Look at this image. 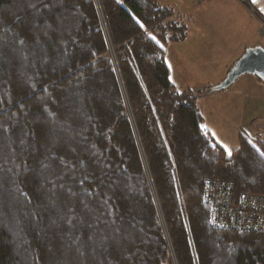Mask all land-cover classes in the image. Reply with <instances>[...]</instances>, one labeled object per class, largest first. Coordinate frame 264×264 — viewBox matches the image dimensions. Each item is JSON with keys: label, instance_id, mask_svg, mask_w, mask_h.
Returning a JSON list of instances; mask_svg holds the SVG:
<instances>
[{"label": "trees", "instance_id": "trees-1", "mask_svg": "<svg viewBox=\"0 0 264 264\" xmlns=\"http://www.w3.org/2000/svg\"><path fill=\"white\" fill-rule=\"evenodd\" d=\"M187 32L156 0H0V264H264V232L203 203L264 195V139L229 156L203 129L222 90L175 89L164 57Z\"/></svg>", "mask_w": 264, "mask_h": 264}, {"label": "crops", "instance_id": "crops-1", "mask_svg": "<svg viewBox=\"0 0 264 264\" xmlns=\"http://www.w3.org/2000/svg\"><path fill=\"white\" fill-rule=\"evenodd\" d=\"M248 1L251 7L243 0H156L161 6L172 8L176 17L187 25L186 38L168 44L164 55L167 66L190 68L178 74L180 84L198 77L202 71L196 68L200 67L220 68L215 80L221 82L245 50L254 47L264 50L263 25L250 11L264 18V0ZM171 76L170 72V80ZM249 86L253 92L247 90ZM259 96H264V84L244 75L229 89L198 100L203 129L224 151V146L231 152L238 148L239 133H247L243 121L246 100L256 102ZM248 132L250 136L264 139L262 115L252 113Z\"/></svg>", "mask_w": 264, "mask_h": 264}, {"label": "built area", "instance_id": "built-area-1", "mask_svg": "<svg viewBox=\"0 0 264 264\" xmlns=\"http://www.w3.org/2000/svg\"><path fill=\"white\" fill-rule=\"evenodd\" d=\"M264 29V18L257 15ZM203 203L209 210V223L220 229L264 232V195L236 196L232 183L208 180Z\"/></svg>", "mask_w": 264, "mask_h": 264}, {"label": "rangeland", "instance_id": "rangeland-1", "mask_svg": "<svg viewBox=\"0 0 264 264\" xmlns=\"http://www.w3.org/2000/svg\"><path fill=\"white\" fill-rule=\"evenodd\" d=\"M170 63V62H169ZM170 69L169 71L172 73L171 80L172 84L175 85L179 91L187 90L188 88L190 90H200V91H205L207 90L208 87H215L218 85L220 82L218 80H215L217 78V73L219 72L220 68L216 67H200L196 68L197 71L198 69L202 71V73L199 74L198 77H191L189 80V83H182L180 84V80L178 78V74H182L186 71H188L190 68L188 67H179V66H168ZM211 73V75H210ZM180 76V75H179ZM178 78V79H177ZM241 78V77H240ZM238 80V79H237ZM236 80V81H237ZM263 84V83H262ZM250 92H253V88L251 86L248 87ZM260 99H257L256 102L251 99L246 100V106H245V112H244V129L247 130V134L251 135L250 131L251 128V117L252 113H256L259 115H262L264 117V96H259ZM254 103V104H253ZM253 137V136H252Z\"/></svg>", "mask_w": 264, "mask_h": 264}, {"label": "water", "instance_id": "water-1", "mask_svg": "<svg viewBox=\"0 0 264 264\" xmlns=\"http://www.w3.org/2000/svg\"><path fill=\"white\" fill-rule=\"evenodd\" d=\"M244 75L253 76L264 84V50L261 47L245 50L239 60L229 69L225 78L212 90H227Z\"/></svg>", "mask_w": 264, "mask_h": 264}, {"label": "snow or ice", "instance_id": "snow-or-ice-1", "mask_svg": "<svg viewBox=\"0 0 264 264\" xmlns=\"http://www.w3.org/2000/svg\"><path fill=\"white\" fill-rule=\"evenodd\" d=\"M256 2V0H253V3H255ZM141 27H143V25L141 24ZM153 39H155V37H153ZM225 147V151L227 152V154L229 155V156H231V151L227 148V146H224ZM257 151H259V149H257ZM260 155L261 156H264V152H260Z\"/></svg>", "mask_w": 264, "mask_h": 264}]
</instances>
